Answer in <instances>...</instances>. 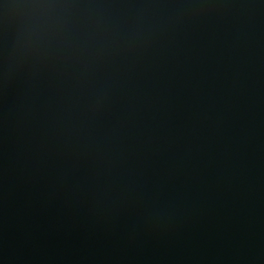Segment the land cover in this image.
I'll return each instance as SVG.
<instances>
[{"label":"water","instance_id":"95a60500","mask_svg":"<svg viewBox=\"0 0 264 264\" xmlns=\"http://www.w3.org/2000/svg\"><path fill=\"white\" fill-rule=\"evenodd\" d=\"M0 264H264V0H0Z\"/></svg>","mask_w":264,"mask_h":264}]
</instances>
